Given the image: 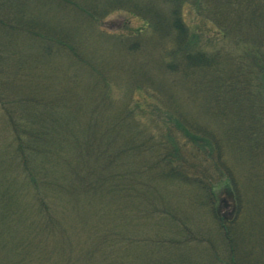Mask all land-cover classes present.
<instances>
[{"label":"trees","instance_id":"1","mask_svg":"<svg viewBox=\"0 0 264 264\" xmlns=\"http://www.w3.org/2000/svg\"><path fill=\"white\" fill-rule=\"evenodd\" d=\"M122 1L141 10L144 6L149 13L153 11L150 13L153 16L151 0ZM168 1L172 6L170 21L162 35H172L169 56L179 59L184 72L188 70L185 83L191 87L190 92L203 93L200 110L204 116H214L215 122L225 128L221 130L226 133L222 140L195 124L192 111L184 112L178 103L169 110L161 102L147 105L146 101L135 99L130 104L134 107L127 109L136 92L143 91L155 99L158 93H163L162 85L154 83L155 88H151L153 79H150L147 91L137 85L144 78L142 73L114 74L113 67L94 49L83 45V39L78 38L83 37L78 32L81 27L74 25L78 18L98 21L101 16L95 12L96 5L100 4L104 13L111 0H0V111L10 123L15 170L23 175L33 193L30 203L22 205L17 196V176L6 177L4 169H0V242H3L0 258L9 257L14 245L11 253L19 264H48L53 256L56 257L53 264H264V180L252 184L255 176H243L247 195L240 184L243 169L239 173L228 166L223 156L226 149H233L228 156L235 158V155L244 162V157L252 155V143L264 142V81L259 73V61L263 60L264 0H214L212 6L217 9L223 43L214 52H207L198 39L199 32L191 33L185 24L182 0ZM241 25L247 30L241 33L240 41L250 46L236 56L233 47L239 43H234L233 35L240 31ZM37 50L39 56L35 55ZM62 52L73 57V64L65 71L60 65ZM8 60H12V73L23 71L27 63L30 67L38 63L47 64L45 71L57 72V76L42 74L37 80L29 79L25 93L7 95L5 90L9 87L5 84L15 78L5 74ZM175 67L169 63L167 68ZM205 72L210 75L204 85L198 84V78ZM111 83L120 85L124 92L111 97ZM127 94L130 100L125 106L121 100L128 98ZM147 106L153 107L149 111L147 108L152 118L160 120L169 115L174 119V128L168 127L170 140L175 141L173 131L178 129L189 142L187 147L197 146L202 156L215 160V174L204 169L216 178L213 186L208 187L195 175L191 176L190 172L198 171L197 165L193 163L192 171L184 167L190 163L179 145L167 146L163 138H156L146 130L148 125L145 129L140 126L133 110ZM252 119L254 125L260 122V126L236 134L242 122ZM240 146L247 151L242 152ZM138 179L147 187L153 181L159 184L160 179L185 187V199L211 207L207 211L213 213L217 236L212 239L200 230L196 235L192 229H182L188 220L187 213L182 211L181 202L176 201L179 196L167 200L170 195L167 192L160 199L159 208L154 209L159 231L165 233L170 231L167 227L174 228L164 236L165 240L157 236L154 241L148 233L124 234L126 198L134 196V183ZM219 189H226L232 200L226 214L219 211ZM76 211L86 215L80 225L90 223L94 230H88L86 240L77 239L79 243L73 246L67 228L76 224L69 219ZM243 211H254L262 219L241 222ZM179 213L182 217H178ZM30 216L32 236L13 243L8 237L10 247L6 246L4 230L13 222L15 227L24 220L28 222ZM34 252L38 253L36 259L32 257Z\"/></svg>","mask_w":264,"mask_h":264},{"label":"rangeland","instance_id":"2","mask_svg":"<svg viewBox=\"0 0 264 264\" xmlns=\"http://www.w3.org/2000/svg\"><path fill=\"white\" fill-rule=\"evenodd\" d=\"M150 2L155 9L153 16L150 14L153 11L149 13L147 9H144V6L141 10L140 8L133 5H126L127 3H123L122 0H111L110 4L108 5V9L104 12L106 13V15H104V13L100 10L102 9L100 4L99 6L96 5L97 11L95 12L98 16H101L100 18H98V21L92 22L91 20H86L85 18H78L76 20V23L74 25L81 27L78 32L82 33L83 35V37L80 36L78 38L80 39V41L82 38L84 46H87V48L90 49H94L96 54H98L101 59L105 60L104 62L107 63L108 66L113 67L114 74H117L119 76L121 74L124 75V73L122 72L131 73L133 71L142 73L144 78L139 80L137 85H139L138 87H143L147 91H149V89L147 88L150 86L148 85L150 84V79H153V83L150 86L151 88H155L154 83H159L160 85H162L161 87H163V93H158L155 96V99H152L149 96L150 94L145 95L143 91L140 93L136 92L134 96L132 95L127 109L134 107L132 105L134 104L135 99H139L141 102L146 101L145 104L147 105H154L155 102V105H157V102H161L164 107L166 109L169 108V110H171V108L174 109V105L178 103L181 107V110H183L184 112L189 113L190 111H192V113L195 115L194 119L192 118L195 121V124L199 125L208 132L210 131L212 135H216V138L218 137L221 140L226 138L224 137L226 133L221 131L225 128L222 129V127L220 126L221 124L215 122L216 118L214 116L209 117L208 115L204 116L202 114L203 111L200 110L202 101L200 99L204 98L203 93L196 94V90L191 93V87L186 86L185 78L188 76V70L186 69V71L184 72L183 66H181L179 59L177 57L169 56V51H171L172 46V35L163 37L162 32L164 34V31H166V25L168 26V23L170 21L169 17L171 15L172 8L171 1L151 0ZM213 3L214 0H182L181 6V12L185 24L188 26L191 33L199 32L198 39H201L200 43L205 50L207 49V52H214L220 48V44H223L222 39H220V37H222V33L219 29V26L217 25L218 21L216 20L217 9L213 8ZM235 7H238L236 2ZM237 12L239 13V11ZM237 12H235V14H238ZM73 30L76 31V29ZM245 30H247V27L241 25L240 31L239 29L236 30V32L234 33L235 35H233V37L236 39L233 40L234 43H239L238 47L236 46V44H234L233 47V49H235L236 51L234 52L236 56L244 52L247 47L249 49L250 45L248 42L242 43L243 41H240V39L242 38L241 33ZM140 31H142L141 34ZM262 52L263 60L261 59V61H259V63L261 62L259 64V73L260 78L264 81V44ZM69 54L70 53L68 52H66V54H63V52L61 53L60 65L64 66V68L62 69L64 71L66 70V67H71V65L73 64V57H71ZM35 55H40L39 50H37ZM37 58L39 57H36V59ZM8 62V73L5 74L8 75V78H15L5 84V87H9L8 90L7 88L5 90L7 95L12 96L16 93H25L28 90L27 85L25 84L28 83L29 79L34 80L38 76H42V74L49 73V75L56 74L57 76V72L45 71V69L48 67L47 64L39 66L38 63L34 64L31 67L27 63V66L25 68H22L23 71L17 72L16 70H13L12 73L10 65V62H12V60H8ZM44 63L45 62L42 61V64ZM169 63L176 65L174 70L167 68ZM178 63H180L179 66ZM71 73V70L67 72L68 75H70ZM208 75H210V73L205 72V75L202 78H198V84L203 83L204 85V81L206 80ZM18 85L22 86L23 91H19L20 86ZM110 86L112 87V90L110 89V96L113 98L118 97L121 93L124 92L120 85L111 83ZM53 88H57V85ZM128 95L129 94H127L128 98H124L121 100V104H125L128 100H130V97ZM197 95L198 97H196ZM131 103L132 105L130 106ZM147 108L149 111V109L153 107H139L133 110V114L140 122V126L145 129V127L148 125L149 129L146 130L156 138H163L162 142L168 143L167 146H169V144L172 147L179 145L182 149V154L185 156V158L189 159L190 164L188 165L193 168L188 167L187 164L184 167H187L189 171H192L195 168L194 164L197 165L196 169H198V171L190 172L191 176L193 177V175H195L199 181L208 185V187L213 186L216 178H212L211 175L215 174V171L217 169V166H215V160L207 155L202 156L201 150H198L197 146L187 147L186 145L189 142L187 140H184V135H182L178 129L173 131L175 135V141L173 139L170 140L169 133L171 132L168 127L171 125L174 128V125L176 124L173 121L174 119H172V117L169 115L168 117L165 116V118H162L160 120L159 117L156 118L155 116H153L152 118V116L148 113ZM172 114L175 115V113L173 112ZM235 120L237 124H239L238 117L235 118ZM253 121L254 120L252 119L242 122V126L241 128L239 127V129L236 131V134H240L241 132H246L249 129L257 128L258 126H260V122L254 125ZM237 124L232 123V127H236ZM8 125H10L9 121L5 119L4 114L0 111V169H4L3 173H5L6 177H11L10 175L17 176L16 180L18 181L17 184L19 186L17 196L20 197V202L22 205H27L30 203L33 193L31 192L32 190H30V188L27 186L25 179H23V175L19 172V170H15L16 167L14 166V163L16 161L15 158L13 159L11 155L13 136ZM262 126V128H264V125ZM234 129L235 128H233V130ZM202 135L204 136V134ZM156 138L155 140L158 141ZM252 145L254 146L252 147V155L249 158H247V156L244 157V162H242L240 159L237 160L238 158H236L235 155V158H233L232 155L228 156L229 152L233 149H226L223 155L228 163V166L230 165L235 167V170L239 171V173H242L241 171L243 169V175L241 179L242 182L240 184L247 195L248 192L244 187V184L246 182L243 180V176H255L256 179H251L252 184L257 183L256 181L264 180V142L257 145L252 143ZM231 146L232 144L229 148H232ZM240 148L242 149V152L247 151V149L243 148V146H240ZM238 161L241 162L240 166L238 165ZM204 169L209 170L210 172H212V174L210 172H206ZM151 181L152 180L150 179V182ZM138 182L134 183V187H136L134 189V196H127L126 198L127 208H125L126 211L123 214L124 227L122 229L124 231V234L129 233V231L134 232V234L138 232L136 234L139 235L148 233L147 235L153 237L154 241L157 240L155 239L157 236L159 238L168 236L171 229L174 228L172 226L167 227L166 229H170V231H165V233H167L166 235L165 233L159 231L156 227L158 216L154 211L155 208H159V201L160 199L164 198V194L165 192H167L170 193V195L166 197L167 200L171 197V201H173L179 196L176 201L181 202L180 207L182 208V211H185L187 213L188 220L186 221V224L182 227V229H192L196 235L197 232L202 231V233L206 237H212V239L217 236L218 227L214 223L215 220L213 218V213L209 211L211 207L207 205L208 208H206L204 206H200L194 201H190L189 198L188 200L185 199V197L187 198L185 187L173 181H167L166 179H160L159 184L153 181L149 184L148 187L145 184L142 185L143 183L141 182V179L139 185L137 184ZM229 197L230 196H228V194L226 193V189H219L218 207L220 214H226L227 211H230L232 200ZM184 199L187 200V202H185ZM211 199L212 201H214V198ZM242 199L243 197H241L240 200L242 201ZM117 203L118 201H116V204ZM207 209L209 210L207 211ZM253 212L254 211H251L250 213L248 211H243L241 213V222L242 220L251 222L252 220H256V218L259 220L262 219L261 216L259 218L254 215ZM178 217H182V215L179 213ZM32 218L33 217L30 216L28 222L24 220L17 227H15V225H12L16 223L13 222L10 224V226H8L9 229L4 230L5 232H7V235H5L4 238V240H6V246H9L8 237L12 239L10 243H13L14 241L20 240L22 238H28L32 236V234L29 233V223ZM84 218H86V215L81 214L78 211L74 212L72 216H69L71 222H73L74 224L76 223L74 226H72V229H70L69 227L67 228L70 230V232H68L67 234V237L69 238V240L71 241L70 243L73 246H76L79 243V240L77 239H80L81 241L86 240L88 230H94L90 223H83L82 225H80V220ZM25 222H27V225L24 228ZM74 232H76L75 236L73 235ZM165 239L166 238H164V240ZM0 244H3V242H0ZM13 249L15 250L14 245L11 248L12 253ZM11 252H8V254L10 255L9 257H14ZM9 257H7L6 255H2L0 258V264H19L16 261L17 258L14 257L15 259H10ZM32 257L36 259L38 257V253L34 252L32 254ZM55 259L56 257L53 256V260L50 259L51 262L48 264H53L56 261ZM37 264H46V262H37Z\"/></svg>","mask_w":264,"mask_h":264}]
</instances>
